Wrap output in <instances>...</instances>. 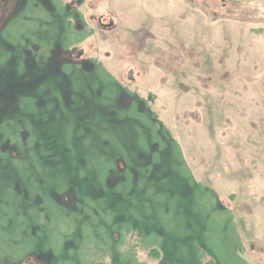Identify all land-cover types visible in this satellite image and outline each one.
<instances>
[{
	"label": "rangeland",
	"instance_id": "rangeland-1",
	"mask_svg": "<svg viewBox=\"0 0 264 264\" xmlns=\"http://www.w3.org/2000/svg\"><path fill=\"white\" fill-rule=\"evenodd\" d=\"M0 264H264V0H0Z\"/></svg>",
	"mask_w": 264,
	"mask_h": 264
},
{
	"label": "flooded vegetation",
	"instance_id": "flooded-vegetation-1",
	"mask_svg": "<svg viewBox=\"0 0 264 264\" xmlns=\"http://www.w3.org/2000/svg\"><path fill=\"white\" fill-rule=\"evenodd\" d=\"M72 19H79V15L76 13L75 15H73V17H69V18H67V20L69 21V20H72ZM89 19V20H88ZM88 19H87V21H85L84 23V25L82 24V26H84V27H82L81 26V24H79V23H76V25H75V28L76 29H78V30H83V32L85 33V35H86V37H88L90 34H91V31H92V29H94V28H98V29H100V31H102V32H104V33H107L108 35H110V34H113V29H114V27H115V21H114V19L112 18V17H109L106 21H105V19H104V15H102V14H99L98 16H95V17H93V15H91V17H88ZM92 23V24H91ZM68 24H69V28H73V26L68 22ZM92 26V27H91ZM99 31V30H98ZM117 39H118V37H116ZM117 42H118V40H117ZM104 47V46H103ZM76 47H73V48H67L66 49V51L64 52V53H62V56L63 57H65V58H67L68 60H71V61H83L84 59H86V60H88L89 58L88 57H84V53H85V50L83 49V48H81V49H75ZM107 50H106V55H104L103 57V59H108V58H110L111 56H112V53H108L109 51H108V49H109V47H105ZM106 56V57H105ZM91 59V58H90ZM89 59V60H90ZM88 60V61H89ZM99 62L101 63L100 65H102L103 64V60L102 61H100L99 60ZM100 65H98V66H100ZM140 71H138V73H139ZM127 78H129L130 80H132L133 78H134V76H133V69L132 68H130L128 71H127ZM118 89H121V90H124V96L126 95V97L127 96H133V95H136L137 93L135 92L136 91V89H131V88H129L128 86H119V88ZM120 92V91H119ZM118 91H117V95L119 96L120 95V93H119ZM119 93V94H118ZM116 96V95H115ZM163 139V138H162ZM169 140V139H168ZM163 145H165L166 146V142L164 141V139H163ZM153 144L154 145H152V147H156V148H160V146L157 144V143H154L153 142ZM169 144H170V142H169ZM170 146V145H169ZM155 154H157V153H153V155H155ZM31 259H32V257L31 256H29L28 257V261L30 260L31 261Z\"/></svg>",
	"mask_w": 264,
	"mask_h": 264
}]
</instances>
